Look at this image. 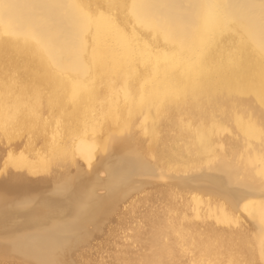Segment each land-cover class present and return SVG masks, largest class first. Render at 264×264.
I'll use <instances>...</instances> for the list:
<instances>
[{"label":"bare ground","instance_id":"obj_1","mask_svg":"<svg viewBox=\"0 0 264 264\" xmlns=\"http://www.w3.org/2000/svg\"><path fill=\"white\" fill-rule=\"evenodd\" d=\"M263 16L264 0H0L5 163L38 174L63 157L90 177L111 138L107 180L0 179L2 242L54 264L70 236L157 177L192 204L168 218L182 264L264 262ZM225 132L238 139L229 150Z\"/></svg>","mask_w":264,"mask_h":264},{"label":"rangeland","instance_id":"obj_2","mask_svg":"<svg viewBox=\"0 0 264 264\" xmlns=\"http://www.w3.org/2000/svg\"><path fill=\"white\" fill-rule=\"evenodd\" d=\"M261 22L264 24V16ZM171 133V129L165 126L159 134L161 138H166L168 144L173 140ZM137 136L145 142L143 147L146 148L147 143L150 142L148 133L138 130ZM112 137L119 138L135 147L131 137L120 138L118 135H112ZM222 138L226 150L234 148V144L238 140L235 135H229L228 132H225ZM110 139L107 137L102 141L101 148L98 150L99 155L94 159L95 169L90 171V177L74 174L71 170L75 164L69 160L67 162L63 157L59 158L57 163L54 162L55 165L51 164L52 171L50 169L47 173L30 174L26 168H14L5 163L6 153L0 149V179L18 175L38 181L40 178L54 180L57 176H73L75 180L84 183H90L94 179L107 180L109 169L100 166V164L104 158L110 155V152H106L104 149ZM219 149L220 147L217 150ZM77 160L83 162L80 157H77ZM153 181V183L144 184L138 189H127L123 196L112 202L104 220L99 223L88 222L82 230L78 231L79 233L77 232L78 236H76L77 234L70 236L63 246L52 252L56 256L51 255L53 258L50 257V261L54 264H182L178 255L171 249L168 218L173 209L178 207L177 209L185 210L192 206L191 201L187 198L184 199L178 187H170L171 183H168V180L162 181L155 177ZM95 194L98 198H108L111 195V189L107 186H98L95 189ZM235 199L239 200L238 197ZM247 224L252 230L254 229L251 223ZM1 243L0 264H30L27 260L19 258L18 254L13 251L12 245L4 240L2 242L0 238ZM8 244L9 246H6ZM124 257H126V261ZM259 262L257 261L256 264Z\"/></svg>","mask_w":264,"mask_h":264},{"label":"water","instance_id":"obj_3","mask_svg":"<svg viewBox=\"0 0 264 264\" xmlns=\"http://www.w3.org/2000/svg\"><path fill=\"white\" fill-rule=\"evenodd\" d=\"M26 179H28V178H26ZM29 180H31V181H38L37 179H36V180H34V179H29Z\"/></svg>","mask_w":264,"mask_h":264}]
</instances>
